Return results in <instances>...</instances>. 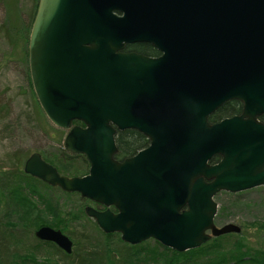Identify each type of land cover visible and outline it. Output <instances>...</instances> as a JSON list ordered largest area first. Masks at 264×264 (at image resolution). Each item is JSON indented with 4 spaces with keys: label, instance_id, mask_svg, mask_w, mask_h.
<instances>
[{
    "label": "water",
    "instance_id": "1",
    "mask_svg": "<svg viewBox=\"0 0 264 264\" xmlns=\"http://www.w3.org/2000/svg\"><path fill=\"white\" fill-rule=\"evenodd\" d=\"M132 41L161 54L122 52ZM26 61L39 108L65 130L62 148L88 168L67 176L31 152L25 174L105 206L83 211L131 245L185 251L240 232L215 224L213 196L264 184V0H37ZM229 99L240 114L209 123ZM125 128L149 143L118 161L114 134ZM33 236L71 251L59 229Z\"/></svg>",
    "mask_w": 264,
    "mask_h": 264
},
{
    "label": "rangeland",
    "instance_id": "2",
    "mask_svg": "<svg viewBox=\"0 0 264 264\" xmlns=\"http://www.w3.org/2000/svg\"><path fill=\"white\" fill-rule=\"evenodd\" d=\"M35 3L36 0H0V23H16L18 29L12 33V43L5 39L0 31V170L7 168L11 162L9 156L13 152H20L25 159L31 152H37L43 157L56 151L59 144L62 145L65 133V130L55 128L46 119L36 102L29 82L26 54H24L27 37L23 42L21 27H23L22 23H27L28 13ZM53 163L59 173L67 176H79L87 170V165L80 156L63 162L60 159H54ZM39 191L45 198L54 196L59 202L61 211L75 210L80 205L93 207L92 202L75 192L65 194L56 187L43 185H40ZM22 193L28 200L34 202L37 208L35 212L39 219L45 222L50 220V213L39 203L36 196L29 198L26 188ZM213 199L217 204L215 224L232 222L240 227V233H228L230 235L225 236L223 244L226 247L234 237L239 236L243 237L244 243L251 247L264 243V184L238 192L219 191ZM34 213L30 218H33ZM19 218H21L20 214L12 212L8 220L18 223ZM32 229V225L29 226L22 238L14 233L7 235V238L17 253L24 255L36 251L35 257L38 260L46 258L52 261L55 256L51 255L47 249L34 247L35 238ZM66 230L63 233L72 242L71 250L76 247L83 248L86 242L81 237L75 240L74 236L77 233L86 235L88 240L94 242L104 241L111 247H115V243L118 242L117 235L105 240L92 219L86 215H80L76 221L70 223ZM73 240L76 241L75 245ZM144 241L149 246L154 244V240L150 238ZM13 260L16 261L15 257Z\"/></svg>",
    "mask_w": 264,
    "mask_h": 264
},
{
    "label": "trees",
    "instance_id": "3",
    "mask_svg": "<svg viewBox=\"0 0 264 264\" xmlns=\"http://www.w3.org/2000/svg\"><path fill=\"white\" fill-rule=\"evenodd\" d=\"M34 8L35 4L28 13L27 23H22L21 35L23 42H25L28 34ZM0 31L2 36L12 43V33H15L18 29L16 23L2 22L0 23ZM262 117L260 118L263 119ZM72 123L79 124L78 121H72ZM127 132H118L116 135L118 149L116 157H121L135 148V146L129 147L124 143L125 139L128 138ZM75 156H80L86 163L82 155L64 151L61 144H59L56 151H52L42 158L54 165V159H60L63 162L72 160ZM9 160L11 162L7 165V168L0 170V264H264V243L251 247L244 243L243 237L239 236L234 237L226 247L223 244L224 238L230 234L212 237L196 248L175 251L160 245L155 240L151 246L146 241L131 245L121 241L116 233H104L98 229L105 240L117 235L116 240L118 242L115 243L116 246L111 247L110 244L104 241L94 242L88 240L86 235L77 233L74 236L75 240L81 237L86 242L83 248L76 247L69 253H65L51 242L41 241L34 237V247L47 249L51 255L55 256L52 261H48L46 258L38 260L35 257L36 251L24 255L19 254L15 251V247L11 245L7 235L14 233L17 237L22 238L31 225L33 231L41 225H47L59 229L62 233L66 232L71 222L76 221L80 215H85L83 211L85 205H80L75 210L61 211L59 202L54 196L45 198L39 191L40 185L49 186L22 171L24 157L20 155V152L11 153ZM24 188H26L29 198L36 196L39 203L50 213V220L45 222L39 219L35 212L37 208L34 202L28 200L22 193ZM64 193L71 194L70 192ZM12 212L21 215L20 222L13 223V221L8 220ZM33 213V218H30ZM250 225L254 226L253 224ZM260 226L263 227L261 224ZM75 240H73L74 245L76 244ZM13 257L16 261L13 260Z\"/></svg>",
    "mask_w": 264,
    "mask_h": 264
},
{
    "label": "flooded vegetation",
    "instance_id": "4",
    "mask_svg": "<svg viewBox=\"0 0 264 264\" xmlns=\"http://www.w3.org/2000/svg\"><path fill=\"white\" fill-rule=\"evenodd\" d=\"M36 2H37V0H36ZM35 7H36V3H35ZM34 11H35V8H34ZM33 14H34V12H33ZM32 18H33V15H32ZM121 51L122 52L140 54V55H144V56H148V57H157V56H159L161 54V52L159 50H157L150 43L145 42V41H132V42L124 43L123 47L121 48ZM222 110H223V112H221ZM240 112H241V103L238 100L229 99V100L224 101L213 112H211L208 115L207 120H208L209 123H212V122L219 121V120H221V119H223L225 117H229V116H232V115H238V114H240ZM262 115H264V112L261 113L259 116H257V120L260 121L261 123H264V116L262 117ZM260 117H262L263 119H261ZM62 130H64V129H62ZM123 131H128L127 132V135H128L127 137L128 138L125 139L124 143L127 146H129V147L135 146V148L133 150H131L130 152H128L127 154L121 156V157H116V154L118 153L116 135H117L118 132H123ZM114 141H115V146H116V152L114 153L113 156L118 161L134 155L138 150H141V149L145 148L148 145V143H149V141H148V139H147V137L145 135H143L142 133L138 132L137 130H135L133 128H125L123 130H116L115 134H114ZM218 159H219V157L217 155H215V156L211 157V159L209 160V163H215V162L218 161ZM87 168H88V164H87ZM85 173H83V174H85ZM83 174H81V175H83ZM92 203H93V207L95 209H97V210H104L106 208L105 206H103V205H101L99 203H96V202H92ZM107 208L110 211H112L113 213L116 211L112 206H108ZM183 208L184 207H181L180 210L183 209ZM111 233L118 234L117 232H111Z\"/></svg>",
    "mask_w": 264,
    "mask_h": 264
}]
</instances>
